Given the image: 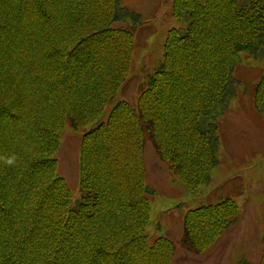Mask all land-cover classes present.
Here are the masks:
<instances>
[{"label":"trees","instance_id":"obj_1","mask_svg":"<svg viewBox=\"0 0 264 264\" xmlns=\"http://www.w3.org/2000/svg\"><path fill=\"white\" fill-rule=\"evenodd\" d=\"M169 15L188 26L167 31L134 104L81 136L74 203L61 138L94 124L126 83L143 20L121 0H0V264H172L175 242L146 230L144 146L186 192L211 182L232 98L264 113V73L234 76L240 56L264 59V0H172ZM238 213L229 196L187 211L180 247L204 254ZM261 245L258 262L236 264H264V233Z\"/></svg>","mask_w":264,"mask_h":264},{"label":"rangeland","instance_id":"obj_2","mask_svg":"<svg viewBox=\"0 0 264 264\" xmlns=\"http://www.w3.org/2000/svg\"><path fill=\"white\" fill-rule=\"evenodd\" d=\"M122 1L132 10L140 11L144 23L134 30L136 50L132 70L94 124L82 129L65 128L56 155L58 174L64 176L70 186L74 203L80 195L78 158L81 136L96 123L106 121L117 102L134 104L148 75L164 60L163 43L167 31L176 28L183 32L188 26L186 19L176 21L170 17L172 0ZM237 61L234 76L242 85L255 83L264 73V59L242 55ZM239 88L241 91L245 89L243 86ZM229 104L220 126L219 165L212 171L211 182L202 184L194 192L185 191L176 176L157 158L150 142L144 146L145 182L155 192V197L150 198V222L146 230L150 240L162 236L175 242L172 264H236L241 258L259 260L264 232V113L253 109L249 95L239 97L237 94ZM227 196L238 203V222L202 255L191 254L180 247L183 215Z\"/></svg>","mask_w":264,"mask_h":264},{"label":"crops","instance_id":"obj_3","mask_svg":"<svg viewBox=\"0 0 264 264\" xmlns=\"http://www.w3.org/2000/svg\"><path fill=\"white\" fill-rule=\"evenodd\" d=\"M122 1V0H121ZM124 2V1H123ZM134 12H138L140 15H141V12L140 11H137V10H133ZM231 112V111H230ZM224 120V119H223Z\"/></svg>","mask_w":264,"mask_h":264},{"label":"clouds","instance_id":"obj_4","mask_svg":"<svg viewBox=\"0 0 264 264\" xmlns=\"http://www.w3.org/2000/svg\"><path fill=\"white\" fill-rule=\"evenodd\" d=\"M8 163H9V164H10V163H12V160H11V159H9V160H8Z\"/></svg>","mask_w":264,"mask_h":264}]
</instances>
